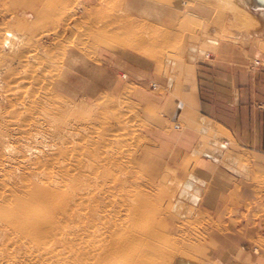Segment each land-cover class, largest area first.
Here are the masks:
<instances>
[{
	"label": "rangeland",
	"instance_id": "1",
	"mask_svg": "<svg viewBox=\"0 0 264 264\" xmlns=\"http://www.w3.org/2000/svg\"><path fill=\"white\" fill-rule=\"evenodd\" d=\"M133 1L136 5L131 0H0V162L7 172L0 173V183L5 179L12 184L10 172L19 175L20 170L15 166H20V161L25 163V158L26 163H21V167L35 170L45 164L46 156L53 157L55 146L61 142L54 134L57 127L44 124L45 116L22 108L18 97L23 94H13L16 83L6 79L7 73L28 80L30 84L23 82L22 89L28 85L29 91L36 93L42 75L61 69L73 74L70 82L74 83L59 96L66 116L59 128L69 129V122H91L101 134H118L122 168L133 177L130 184L151 200L149 205L154 213L142 227V232L150 233L151 237L137 249L152 251L154 261L148 264L178 261L180 264H264L263 179L256 178L253 182L254 201L247 206H227L222 213L221 205L211 208L199 204L205 191L199 188V181L190 179L189 168L186 173L182 171L183 159L174 149L181 125L167 121L157 103L170 92L167 82L161 81L168 79L169 70L181 67L179 56L183 57L190 48V38L200 39L207 33H215L219 53L234 52L241 62L247 50V38L253 35V40H264V22L257 20L253 28H245L238 20L239 16L245 17L241 8L229 5L233 0ZM182 10H189L187 17L182 16ZM245 10L261 17L259 9ZM101 21L109 29L121 31H116L117 35L121 34L120 42L103 40L98 35L96 24ZM184 23L189 29L182 39H176L173 37L176 28ZM146 24L153 28L149 34L151 28L148 30ZM249 29H254L251 35L247 33ZM158 31L162 36L156 34ZM154 34L159 39L169 35L173 54L163 56L166 47L156 46V51L151 50L145 35L150 38ZM241 35L246 38H239ZM136 38L139 45L132 43ZM7 39L12 40V48ZM259 45L256 40V54L249 59L253 64L264 55ZM207 53L205 60L209 57ZM50 98L55 100L53 95ZM43 100L50 102L48 98ZM67 104L71 106L67 108ZM31 120L35 125H31ZM24 129L27 134L22 136ZM4 190L0 184V191ZM210 191H217L216 196L221 198L222 189ZM3 256L0 254V258ZM159 257L164 261L159 262Z\"/></svg>",
	"mask_w": 264,
	"mask_h": 264
},
{
	"label": "bare ground",
	"instance_id": "2",
	"mask_svg": "<svg viewBox=\"0 0 264 264\" xmlns=\"http://www.w3.org/2000/svg\"><path fill=\"white\" fill-rule=\"evenodd\" d=\"M131 1L136 5V2ZM233 1L229 5L231 8L238 6L241 8L245 17L239 16L238 20L246 26L245 28H253L257 20L264 22V0ZM250 7L259 9L261 17L249 14L245 9ZM188 14L189 10H185L182 16L187 17ZM187 22L185 20V23ZM96 26H99L97 33L103 40L121 41V34L116 33V31L121 32L120 30L116 28L111 30L102 21ZM146 27L149 30L152 26L146 24ZM188 27L187 24L179 26L173 37L182 39ZM155 29L157 25L154 31ZM150 31H153V28L147 34L151 33ZM251 31L254 29H249L247 33L251 35ZM156 34L162 36L163 33L158 31ZM251 36L247 39L252 38ZM145 38L152 46L151 50L156 51V46L166 47L163 56L167 53L173 54L169 35L164 34L162 39L155 34L150 35V38L145 35ZM239 38L246 37L241 35ZM256 40L264 50V40L261 38ZM6 42L12 48V40L7 39ZM132 43L139 45L140 41L136 38L132 39ZM72 75L61 69L47 76L44 74L40 78V90L33 93L29 91L30 86L27 85L25 89L21 87L23 82L30 84L28 80H23L24 78L16 76L15 73H7L6 79L16 83L12 87L13 94L18 92L23 94L18 97L22 108L32 114L40 113L45 116L44 124L57 127L54 134L61 142L55 146L54 158L50 155L46 156L48 160H45V164L42 163L43 165L36 167L35 170L29 169L28 166L21 167L23 165L21 163H24L21 161L18 162L20 166L17 167V164L15 166L20 170L19 175L7 167L11 171L7 169L13 178L11 179L13 183L9 184L5 179L0 183L5 188L4 191H0V254L4 255L3 259L0 258V264H120V261L124 264H148L153 262L151 250L152 255L147 249L142 252L137 249L140 244H146V240L151 237L150 233L142 232V227L147 218H152L154 208L149 205L151 200L148 195L137 189L136 185L130 184L133 177L130 174L126 175L122 168L120 153L122 150L118 134H101L91 122H69L67 124L69 129L59 128L66 117L62 111L64 103L59 101V96L69 90L71 84L73 85L74 81L70 82ZM52 95L55 97L53 101L50 98ZM44 98H48L50 102L44 101ZM69 106L71 104L66 105L67 108ZM30 122L31 125H35L33 120ZM25 130L21 132L22 136L27 134ZM26 160L25 158V163ZM55 164L57 166H54ZM0 166V173L6 174L1 162ZM54 174L57 176L55 177ZM159 258L158 261L161 262L166 256Z\"/></svg>",
	"mask_w": 264,
	"mask_h": 264
},
{
	"label": "crops",
	"instance_id": "3",
	"mask_svg": "<svg viewBox=\"0 0 264 264\" xmlns=\"http://www.w3.org/2000/svg\"><path fill=\"white\" fill-rule=\"evenodd\" d=\"M214 36L189 39L190 48L179 56L181 67L169 70L168 79L161 81L170 92L157 103L167 121L181 125L174 152L183 159L182 171L189 168L190 179L205 191L199 204L221 205L223 213L227 206L252 203L253 182H264V55L250 62L256 54V41L250 38L240 62L234 52L219 53ZM213 188L222 189L221 198Z\"/></svg>",
	"mask_w": 264,
	"mask_h": 264
}]
</instances>
